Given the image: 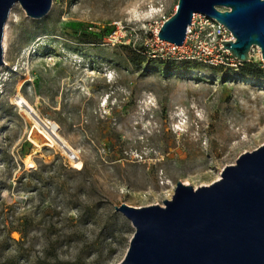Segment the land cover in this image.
<instances>
[{
  "label": "rangeland",
  "instance_id": "rangeland-1",
  "mask_svg": "<svg viewBox=\"0 0 264 264\" xmlns=\"http://www.w3.org/2000/svg\"><path fill=\"white\" fill-rule=\"evenodd\" d=\"M178 3L53 0L39 20L13 7L0 67V264H121L136 229L116 207L164 206L180 181L210 186L264 145L262 54L252 78L241 64L174 55L158 34Z\"/></svg>",
  "mask_w": 264,
  "mask_h": 264
},
{
  "label": "water",
  "instance_id": "water-1",
  "mask_svg": "<svg viewBox=\"0 0 264 264\" xmlns=\"http://www.w3.org/2000/svg\"><path fill=\"white\" fill-rule=\"evenodd\" d=\"M16 5L39 20L53 0H0V67L5 26ZM194 15L231 31L236 41L222 44L242 66L251 62L252 47L260 48L264 62V0H179L159 39L182 47ZM175 189L164 206L116 207L136 229L121 264H264V145L240 156L210 186L194 189L180 181Z\"/></svg>",
  "mask_w": 264,
  "mask_h": 264
},
{
  "label": "built area",
  "instance_id": "built-area-1",
  "mask_svg": "<svg viewBox=\"0 0 264 264\" xmlns=\"http://www.w3.org/2000/svg\"><path fill=\"white\" fill-rule=\"evenodd\" d=\"M224 41H236L230 30L215 19L194 15L192 25L186 32V40L182 47L160 42L171 47V53L174 55L178 50H181V57L189 61H198L215 67H238L240 63L222 44ZM223 48L225 49L223 50ZM164 50L162 48V51Z\"/></svg>",
  "mask_w": 264,
  "mask_h": 264
},
{
  "label": "bare ground",
  "instance_id": "bare-ground-1",
  "mask_svg": "<svg viewBox=\"0 0 264 264\" xmlns=\"http://www.w3.org/2000/svg\"><path fill=\"white\" fill-rule=\"evenodd\" d=\"M6 44V43H5ZM5 47H6V45H5ZM256 51H258L260 54H261V50H260V48L259 47H254L253 48V51H252V55L256 52ZM19 106L20 107H22V108H25V107H27V106H29V103L26 101V100H24V99H22L19 103ZM28 112V111H27ZM28 115H30V112L29 113H27ZM31 117V116H30ZM37 122V121H36ZM43 124V123H42ZM48 128V127H47ZM53 129V131H54V133H52L53 135H58L57 134V131H56V128L55 127H50L49 128V130L51 131ZM47 131V130H46ZM49 133V132H48ZM51 135V134H50ZM50 135H48V139H49V141H50V145L52 146V144H58L59 142H58V140L56 141V139H54L53 137H51ZM47 136V135H46ZM58 137V136H57ZM62 140V139H61ZM38 141L39 140H33V142H34V144H36L37 146H40V144L38 143ZM48 142V141H47ZM48 144V143H47ZM61 145L63 146V148L67 151V152H74V149H72L71 148V146H69V144H67V142H61ZM77 159L79 160L80 159V157H77ZM77 168H79V169H81L82 168V163H78L77 164V166H76Z\"/></svg>",
  "mask_w": 264,
  "mask_h": 264
},
{
  "label": "trees",
  "instance_id": "trees-1",
  "mask_svg": "<svg viewBox=\"0 0 264 264\" xmlns=\"http://www.w3.org/2000/svg\"><path fill=\"white\" fill-rule=\"evenodd\" d=\"M142 62H145V59H143V61ZM242 75L243 76H245V77H262V71H259V75L257 74H255L254 72H253V66L251 65V64H245V65H243L242 66Z\"/></svg>",
  "mask_w": 264,
  "mask_h": 264
}]
</instances>
